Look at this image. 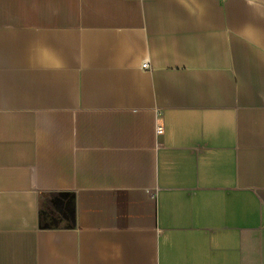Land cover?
<instances>
[{
    "label": "crops",
    "instance_id": "1",
    "mask_svg": "<svg viewBox=\"0 0 264 264\" xmlns=\"http://www.w3.org/2000/svg\"><path fill=\"white\" fill-rule=\"evenodd\" d=\"M0 264H264V0H0Z\"/></svg>",
    "mask_w": 264,
    "mask_h": 264
},
{
    "label": "built area",
    "instance_id": "2",
    "mask_svg": "<svg viewBox=\"0 0 264 264\" xmlns=\"http://www.w3.org/2000/svg\"><path fill=\"white\" fill-rule=\"evenodd\" d=\"M143 68H148V64L145 62L144 64H143ZM163 125L161 124V123H157V127H156V130H157V133H161V132H163Z\"/></svg>",
    "mask_w": 264,
    "mask_h": 264
}]
</instances>
